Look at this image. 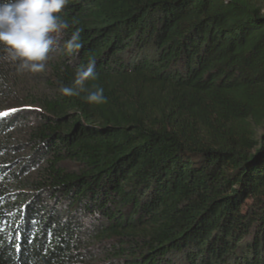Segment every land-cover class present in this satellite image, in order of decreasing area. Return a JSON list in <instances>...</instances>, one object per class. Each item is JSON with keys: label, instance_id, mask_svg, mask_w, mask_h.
<instances>
[{"label": "trees", "instance_id": "trees-1", "mask_svg": "<svg viewBox=\"0 0 264 264\" xmlns=\"http://www.w3.org/2000/svg\"><path fill=\"white\" fill-rule=\"evenodd\" d=\"M258 0H0V264H264Z\"/></svg>", "mask_w": 264, "mask_h": 264}, {"label": "rangeland", "instance_id": "rangeland-1", "mask_svg": "<svg viewBox=\"0 0 264 264\" xmlns=\"http://www.w3.org/2000/svg\"><path fill=\"white\" fill-rule=\"evenodd\" d=\"M258 5L263 9V13H264V0H258ZM258 136H261L264 133V126L259 128L257 130Z\"/></svg>", "mask_w": 264, "mask_h": 264}]
</instances>
